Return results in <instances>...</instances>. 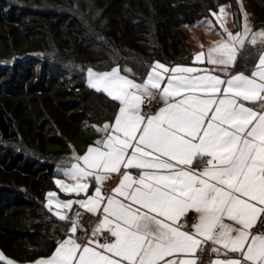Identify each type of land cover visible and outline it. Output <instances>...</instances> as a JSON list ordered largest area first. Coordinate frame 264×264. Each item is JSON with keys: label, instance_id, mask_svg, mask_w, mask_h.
<instances>
[{"label": "snow or ice", "instance_id": "6c2138e0", "mask_svg": "<svg viewBox=\"0 0 264 264\" xmlns=\"http://www.w3.org/2000/svg\"><path fill=\"white\" fill-rule=\"evenodd\" d=\"M253 53L248 72L226 71ZM205 59L227 78L159 61L142 82L119 67L87 69L89 87L117 101L118 113L98 129L104 138L65 171L76 184L56 183L83 192L87 198L78 203L97 221L89 234L77 214L67 239L36 264H205L209 254L215 258L207 264H264V232L252 231L264 215V30L245 25L226 33L195 57ZM157 96L163 106L150 114L142 104ZM112 174L121 180L109 193L105 181ZM48 196L51 204L55 193ZM78 230L86 243H78L84 238Z\"/></svg>", "mask_w": 264, "mask_h": 264}, {"label": "trees", "instance_id": "16d2710c", "mask_svg": "<svg viewBox=\"0 0 264 264\" xmlns=\"http://www.w3.org/2000/svg\"><path fill=\"white\" fill-rule=\"evenodd\" d=\"M246 2L254 24L264 26V0ZM226 3L239 28L237 0H0V251L6 258L31 262L52 252L64 229L46 198L72 163L65 148L84 123L115 115L117 103L86 85L87 69L119 67L140 82L156 61L188 63L192 49L183 26L212 18ZM256 55L233 68L248 72Z\"/></svg>", "mask_w": 264, "mask_h": 264}, {"label": "crops", "instance_id": "0c3cea01", "mask_svg": "<svg viewBox=\"0 0 264 264\" xmlns=\"http://www.w3.org/2000/svg\"><path fill=\"white\" fill-rule=\"evenodd\" d=\"M230 10H231V8H230ZM231 18H232V14H231ZM231 18H230V20H231L232 25H231V27H227V28H226V25L224 24V22H223V24L219 25L218 22H216L215 19H213V17L196 21L194 23V24H196L194 27L195 28L194 30H199L201 32V35L203 34L204 40L203 41L201 40L200 43L198 42L199 47L194 48V46H192L193 50H192V56H191L190 62H188V63H173L170 65H168V64H165V65L169 66V67H174V66H178V65L179 66H188V67H197V68L205 69L207 71H215L216 74L220 75L222 79L227 78L224 75V72L220 70L221 66L207 64L206 59H205V62H203V63L196 62L195 57L200 52H202V51L206 52L210 47L216 45L218 42H220L222 40V38H226V33H229V32L233 33V28L235 25H234L233 19H231ZM253 24H254V21H253ZM206 25H208V26H206ZM254 26L258 27L255 24H254ZM259 27H264V26H259ZM236 29H238V28L236 27ZM111 70H109V71H111ZM226 71L229 74L245 72V71H241V70H235L233 67L227 69ZM122 75H124V74H122ZM140 82H142V80ZM86 85L89 87L87 73H86ZM89 88H91V87H89ZM91 89H93V88H91ZM93 90H95V89H93ZM99 93L108 97L106 93H103V92H99ZM108 98H110V97H108ZM157 99L159 102L158 96H157ZM115 102L117 103V109H116V112H115L113 119L110 122H104V123H100V124L88 123L89 127H84V129H83L84 131L87 132V135L85 134V136H83V135L80 136V133H81V131H80L79 134L75 138H73L76 141L74 140L75 143H73L74 142L73 141L72 143L69 144V146H68L69 152L67 153L72 157V163L66 169H64L62 171V174L56 179V181L59 180L61 182V184H65L69 188H72L76 184L75 180L68 178L66 175H64V173H65V171L71 169V166L73 163H76L74 157L84 156L86 154L89 146L94 145L95 141L102 140L104 138V135H105L104 132L98 131V129H102L106 123H112L114 121V118H115L116 114L118 113V109H119V103L117 101H115ZM245 103H246V106L257 107V105H250V104H248V102H245ZM161 106H163L162 102H159L158 108ZM158 108H157V110H158ZM156 111H155V113H156ZM155 113H153V114H155ZM78 136H80V137H78ZM77 138H79V139H77ZM133 173H135V170H133ZM112 175H116L114 185L112 187V189H113L119 185L120 180H121V176H120V174H112ZM56 186H57V190L55 192H51V193H55V197L53 198L52 203L51 204L49 203L50 198L47 195L46 205L51 208V210L54 212V214L57 216L58 219H59V216L57 215V213L59 212V213L63 214L67 208L58 207L57 203H56L57 200L60 202H68V201L78 202L82 199L87 198L83 192H81L79 195H77L74 192H68V191L63 190L60 186L57 185V183H56ZM88 193L89 194L94 193V186L89 187ZM189 214L193 215L192 213H189ZM61 221L63 222L62 223L63 225H61L60 227H62L61 229H64L63 236L57 240L54 249L52 250V252L48 256L36 259L34 261H31V262H15V261H13V262H15L17 264H36V262L41 260V259L51 257L52 254L54 253L55 249L58 247V242L67 239L68 235L70 234L68 227L66 228L67 224L65 225V222L63 220H61ZM80 232L81 231L78 230V233H77L78 236H80ZM86 242H87V240L84 243H86ZM78 243H79V241H78ZM84 243H82V244H84ZM209 255L211 256V258H215L214 254H209ZM230 255H235V254H230ZM117 259H119V258H117Z\"/></svg>", "mask_w": 264, "mask_h": 264}, {"label": "rangeland", "instance_id": "374dc122", "mask_svg": "<svg viewBox=\"0 0 264 264\" xmlns=\"http://www.w3.org/2000/svg\"><path fill=\"white\" fill-rule=\"evenodd\" d=\"M237 4H238V7H239V11H240L241 24H240V27L238 29H236V27L234 26V28H233V34L242 31L245 25H247L254 32L255 31H259V30H264V27H259V26L258 27H255L254 26V24H253L254 16H253L252 11L249 8L246 0H237ZM221 8L224 9V13L223 14L220 13V9ZM225 14H226V16H225ZM217 17H219L220 19L218 20ZM230 18H231V10H230V5L228 3L223 4L222 6H220L219 10L216 12V16H213V19H215V21L218 22L219 25L223 24V22H224V24L226 25V28L227 27H231V25H232ZM195 25L196 24L184 25L183 26V29L185 31V36H186L188 42L190 43V45L192 44L191 45V49L192 50H193L192 46H194V48H197V47H199L200 41L201 40L202 41L204 40L203 34L201 35V32L199 30H194L195 29L194 28ZM206 26H208V25H206ZM0 36H2V33L1 32H0ZM5 57L6 58H9L10 55L9 56H5ZM125 70H129V69L126 68ZM127 72H129V71H127ZM84 127H89V124L88 123H84L82 125L80 136L81 135L85 136V134L87 135V132L83 130ZM80 136H78V137H80ZM77 139H79V138H77ZM74 140L75 139H72L69 143H72ZM75 141L73 143H75ZM65 152L66 153L69 152V148L68 147L65 148ZM0 256L3 257L0 260L3 261V262H5L6 264H7L8 261H12V260L6 258L1 251H0ZM12 264H17V263H15V262L12 261Z\"/></svg>", "mask_w": 264, "mask_h": 264}, {"label": "built area", "instance_id": "2783aa9c", "mask_svg": "<svg viewBox=\"0 0 264 264\" xmlns=\"http://www.w3.org/2000/svg\"><path fill=\"white\" fill-rule=\"evenodd\" d=\"M158 106H159V102H158L157 97L155 100H152V101L145 100L144 103L142 104V108L144 110L148 111L150 114L155 113ZM115 178H116V175H112L111 178L105 182V189L109 193H111ZM77 214L82 215V219L80 220V223L83 225V228L87 229L88 233L90 234L92 228L95 226V223L97 221V217L86 212L84 209H82L78 202H72L71 208L70 209L67 208L64 212V215H66L68 217V219L63 220V221L68 225V230L70 228L69 220L77 219ZM192 216L193 215H191V214H189V216H188V223L189 224L194 222L192 219ZM261 221H264V215H262L260 218H258L256 225L252 229L253 232H256V231L264 232V223H262ZM80 236L84 237L83 239L78 240L79 243L82 244L87 240V236H85L84 232H82V231L80 232ZM210 258H211L210 255H205L203 257L205 264H207V262Z\"/></svg>", "mask_w": 264, "mask_h": 264}]
</instances>
